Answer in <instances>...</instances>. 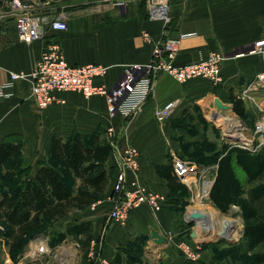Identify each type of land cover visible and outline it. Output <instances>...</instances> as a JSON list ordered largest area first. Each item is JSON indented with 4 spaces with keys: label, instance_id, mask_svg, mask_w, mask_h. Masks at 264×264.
<instances>
[{
    "label": "crops",
    "instance_id": "1",
    "mask_svg": "<svg viewBox=\"0 0 264 264\" xmlns=\"http://www.w3.org/2000/svg\"><path fill=\"white\" fill-rule=\"evenodd\" d=\"M9 1L0 0V84L9 79L11 71H31L52 42L61 45L71 65L96 63L106 66L107 73L96 77L95 83L110 87L127 65L150 63L156 43L163 38L187 34L174 60L176 65H186L203 59L212 51L232 53L264 37V0H172L170 22L167 25L162 20L148 16L147 0H125L126 7L117 6V0H32L36 12L66 17L69 28L55 31L46 26L42 38L27 44L18 39L15 21L7 14ZM144 33L150 37L145 38ZM221 70L224 81L220 85H214L209 79L201 77L180 83L170 74L160 73L155 78L153 94L131 119V124L123 129L119 127L121 121L130 118H111L107 99L103 95L86 97L80 91H57L54 94L56 100L46 109L39 110L31 99L30 82L18 80L11 88L13 94L10 97H0V145L11 142L19 146V150L4 162L2 173L20 151L21 146L16 139L20 135L26 139L28 146L37 142L34 154L31 155L29 149L23 161V167L30 169L26 182L34 179L42 166L50 164V147L54 137L67 140L79 136L87 140L97 136L98 142H102L106 140L104 133L109 127H113L116 133L121 131L124 136L116 142L104 162L108 185L100 198L102 200L77 207L59 220H51L59 226L60 231L76 224L91 223L95 237L106 225V215L112 206L108 197L113 191L118 172L119 150L128 144L137 147L141 179L151 190L171 199L173 192L162 169L171 165L169 157L172 151L180 154L181 149L169 135L175 129L176 116L198 103L216 122L223 113L215 105V98H220L224 103L226 98L215 91L222 89L231 101L232 97L241 99L243 89L258 73L264 71V56H230L222 63ZM173 100H179L180 105L166 122H162L161 128L154 111ZM241 100L245 108L244 119L253 125L260 116L258 104L264 107V87ZM224 144L220 143L218 149L222 150ZM235 169L246 183L242 168L236 165ZM215 172L216 177L217 169ZM3 190L13 192L4 186ZM172 202L169 201L156 214L142 205L130 213L125 224L115 221L105 226L107 243L104 254L110 263H113L116 253L122 250V247L117 246L118 242L130 236L134 229L149 228L151 239L148 248L152 246L154 250L168 252L166 233L184 228L178 222L181 211L172 210ZM152 230L164 236L163 243L154 241ZM4 245L5 249L0 252V264H7L10 259L9 247L6 242Z\"/></svg>",
    "mask_w": 264,
    "mask_h": 264
},
{
    "label": "built area",
    "instance_id": "2",
    "mask_svg": "<svg viewBox=\"0 0 264 264\" xmlns=\"http://www.w3.org/2000/svg\"><path fill=\"white\" fill-rule=\"evenodd\" d=\"M117 6L126 7L125 0H117ZM171 0H147L146 8L151 19L164 21L165 25L170 22ZM15 21L18 39L30 44L44 36L45 27L55 31H66L69 28L66 17H55L50 14H39L36 12L35 4L27 0H10L7 12ZM149 38L148 33H144ZM187 34L181 33L175 37L163 38L156 43L153 58L150 63H137L127 65L117 81L107 87L95 83L96 77L104 76L108 68L101 64L87 63L82 65H71L58 42H52L41 58L36 62L29 72L11 71L9 79L0 84V97H10L13 92L11 88L18 80H26L31 84V99L41 110L46 109L54 100L57 91H80L86 97L103 95L107 99L108 112L111 118L121 116L130 118L142 110L153 94L155 78L162 73L170 74L176 81L185 83L194 78L209 79L214 85L223 83L222 63L230 56L246 54H259L264 56V37L253 43L238 49L232 53L212 51L203 59L186 65H176L174 60L178 54L181 41ZM264 87V71L248 83L243 89L241 99L251 97L254 90ZM61 102H65L61 100ZM180 101L173 100L154 111L157 121H165L170 118L179 107ZM260 116L253 125L238 120L226 119L221 114L219 120L226 122L221 124L223 137H241L245 145L230 139L225 141L229 147L240 146L258 152L264 147V107L258 104ZM217 119V124L220 123ZM248 131L250 134L248 135ZM112 136L116 134L113 127L108 128ZM115 147V143H111ZM225 154V153H224ZM140 153L137 147L128 144L118 152V172L113 191L108 197L111 209L109 218L113 221L125 224L130 213L142 205H146L153 213H158L168 204V198L158 192L151 190L140 176ZM172 172L178 181L183 184L189 192L188 212L185 220L190 219L192 208L202 207L211 203L210 191L215 180L217 164L205 165L194 160L187 159L177 152H172ZM199 212V211H195ZM202 219L196 220L198 223ZM196 236L177 242V246L185 258L193 264H220L212 257H207L202 251L203 239L195 228ZM192 235V233H191ZM229 238V237H228ZM231 238H234L231 235ZM50 249L47 243L39 244L30 250L28 255L32 259H38L48 253Z\"/></svg>",
    "mask_w": 264,
    "mask_h": 264
},
{
    "label": "trees",
    "instance_id": "3",
    "mask_svg": "<svg viewBox=\"0 0 264 264\" xmlns=\"http://www.w3.org/2000/svg\"><path fill=\"white\" fill-rule=\"evenodd\" d=\"M232 102L234 110L245 116L243 101L232 97ZM18 150L19 146L11 142L0 145V175L6 159ZM111 152V144L107 140L98 142L97 136L87 140L79 136L67 140L54 137L50 147V164L42 166L34 179L27 180L19 190L11 193L1 186L0 219L5 227L0 234L6 239L12 264H34L22 262L21 254L43 218L59 220L75 208L102 198L108 185L104 162ZM215 154L210 160L207 157L196 160L205 165L217 164V174L210 191L211 204L222 213H229L234 205H238L245 221L241 239L246 249L251 251L264 246V189L255 185L264 180V147L253 152L246 147L224 144L220 153ZM236 165L245 172L246 183L238 176ZM162 170L176 200L183 195L182 191L188 192L173 174L172 165ZM80 235L84 236L83 248L88 249L93 239L92 224L80 223L61 231L58 241L62 242L68 237L80 240ZM213 259L222 264L221 260ZM252 261L264 264V249L257 252ZM138 262L139 258L132 250L126 253L118 251L113 260V264Z\"/></svg>",
    "mask_w": 264,
    "mask_h": 264
},
{
    "label": "rangeland",
    "instance_id": "4",
    "mask_svg": "<svg viewBox=\"0 0 264 264\" xmlns=\"http://www.w3.org/2000/svg\"><path fill=\"white\" fill-rule=\"evenodd\" d=\"M27 1L34 3L32 0ZM215 93L221 94L226 98V104L231 107L232 113L240 120L245 121L244 116L239 115L234 110V103L230 99H227V96L226 94H223L222 89H217ZM208 115V112L204 110L203 106L195 103L193 104L192 109H186L180 115L176 116L174 122L175 129H173L169 135H171V140L175 141L177 147L181 149L179 151L180 155L194 161L201 157H207L210 160L214 153H220V150L218 149L220 143L231 141L230 139L232 138L227 136L223 137L222 134L221 124L224 123V125H226V122H221L222 120L217 118L220 121L218 125L212 116ZM233 117L226 119L235 120L237 121L236 125H238V120ZM132 118H134V116L130 117V119H123L119 127L122 129L123 127L127 128L131 124ZM166 120L157 121L158 125L162 128V122H166ZM247 134L249 135L250 132L248 131ZM122 136H124V134H122L121 131L117 132L114 136L108 133V129H106V132L104 133V138H106L110 144H116ZM232 137L235 138L232 140L238 142L239 145H245V143L240 140L241 137L234 136V134ZM16 139H18L21 146L20 151L16 154L15 158L4 167L3 173L0 175V190L2 188L1 186L8 188L10 191L19 190L23 186L30 172V169L23 167V161L29 154V149H31V155L34 154L37 142H32L28 146V143L26 144V139L21 135ZM111 146L114 148L113 145ZM25 148H27V153L25 152ZM213 148H215V150L212 152L211 150ZM169 158L171 163L172 154ZM255 185L264 189V180L257 182ZM182 193L183 195H181L179 199L177 198L176 200V195H171L172 198L170 199V201H173L171 205L172 210L181 211L179 213L178 222L182 225L180 227L184 228L178 232L169 231L166 233L167 239L165 245L169 249L168 252L164 250L165 253H163V249L154 250V248H151L152 246H149L148 248L151 239L149 228L143 230L134 229L130 236L123 241L120 240L117 246L122 247V250L125 253L128 250L134 251L139 258L137 264H193L185 258L176 243L191 238V233L196 228L198 233L202 234V251L207 257H215L218 260H221L222 264H256L252 261L253 256L257 252L263 250L264 246H259L251 251L246 249L244 240L241 239L245 221L238 206H233L229 213H222L215 208L213 204L208 202L205 206L192 208L190 213L199 211L204 214V218L198 223L195 221L192 222V224H188L189 219L185 220V215L188 212V205L190 203L188 200L189 196L187 197V191H182ZM151 213L156 214L152 211ZM205 219L209 222L206 223ZM112 222L115 221L111 220L107 213L106 225H104L103 230L100 234L93 237L89 248L84 249L82 245V241L84 240L83 235L80 240L68 237L60 242L58 241V235L61 232V229H58L59 226L55 225V222L50 219L43 218L36 233L31 234L27 240L26 246L21 254V256L24 255L22 261L34 264H113L110 263L111 261L107 259L104 254V249L107 243L105 226L111 225ZM206 225H213V227L212 229H207V231H205L203 227ZM4 227L5 224L0 219V233L4 231ZM231 235H234L235 237L233 236L234 238H231ZM228 237H230V239ZM4 241V237L0 234V252L5 249ZM44 242L48 244L50 251L38 259H32L28 255L29 251L35 249L37 245L43 244ZM8 257L10 259L7 264H12L13 260L10 255Z\"/></svg>",
    "mask_w": 264,
    "mask_h": 264
},
{
    "label": "water",
    "instance_id": "5",
    "mask_svg": "<svg viewBox=\"0 0 264 264\" xmlns=\"http://www.w3.org/2000/svg\"><path fill=\"white\" fill-rule=\"evenodd\" d=\"M215 105L218 107V109H220L222 111V113L224 114V111L230 107L228 104L224 103L220 98L216 97L215 98ZM204 218V214H202L201 212H193L190 216V219L188 220V224H192V222H195L198 219H203ZM244 230L242 232V236H243ZM196 236V232H192V237ZM152 238L154 239V241L157 244H161L164 242V236L162 234H160L159 231L157 230H152Z\"/></svg>",
    "mask_w": 264,
    "mask_h": 264
},
{
    "label": "bare ground",
    "instance_id": "6",
    "mask_svg": "<svg viewBox=\"0 0 264 264\" xmlns=\"http://www.w3.org/2000/svg\"><path fill=\"white\" fill-rule=\"evenodd\" d=\"M231 107H228L225 111H224V117L225 118H232L233 117V114L231 113ZM220 112V111H219ZM234 118V117H233ZM237 123V121H233V123ZM205 222L206 223H208L209 221H207L206 219H205ZM216 222V221H215ZM204 225V224H203ZM212 227H213V225H206V226H204L203 227V229L205 230V231H207V229L208 230H210V229H212ZM227 227V226H226ZM198 231V230H197ZM204 233V232H203ZM225 233V232H224ZM201 234V233H200ZM235 235H237V234H235ZM234 236V235H233ZM235 237V236H234ZM229 239H230V237H229Z\"/></svg>",
    "mask_w": 264,
    "mask_h": 264
}]
</instances>
